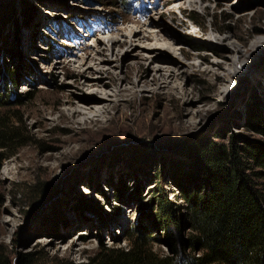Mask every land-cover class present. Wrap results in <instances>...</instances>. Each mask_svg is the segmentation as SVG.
<instances>
[{
	"label": "rangeland",
	"instance_id": "obj_1",
	"mask_svg": "<svg viewBox=\"0 0 264 264\" xmlns=\"http://www.w3.org/2000/svg\"><path fill=\"white\" fill-rule=\"evenodd\" d=\"M262 25L264 0H0V132L9 137L0 151V256L7 264H87L142 235L156 254L175 257L158 214L161 197L174 203L186 240L191 225L179 186H188L194 147L260 138L255 109L264 122V44L227 74L215 66L224 60L206 47V35L249 45ZM150 34L157 42L145 39ZM98 43L110 50L102 58ZM155 44H171L173 53L146 49ZM83 71L104 79L108 92L122 90L107 101L103 129L72 126L62 115Z\"/></svg>",
	"mask_w": 264,
	"mask_h": 264
},
{
	"label": "trees",
	"instance_id": "obj_2",
	"mask_svg": "<svg viewBox=\"0 0 264 264\" xmlns=\"http://www.w3.org/2000/svg\"><path fill=\"white\" fill-rule=\"evenodd\" d=\"M7 77L13 84V76ZM257 111L252 123L260 138L228 146L203 140L194 147L188 186L179 184L191 225L186 240L174 203L168 196L158 202L165 241L175 257L156 254L142 235L127 250L101 249L87 264H264V122ZM6 139L0 132V151ZM4 159L0 153V168ZM0 264H7L1 256ZM19 264L41 263L20 259ZM48 264L76 263L54 259Z\"/></svg>",
	"mask_w": 264,
	"mask_h": 264
},
{
	"label": "bare ground",
	"instance_id": "obj_3",
	"mask_svg": "<svg viewBox=\"0 0 264 264\" xmlns=\"http://www.w3.org/2000/svg\"><path fill=\"white\" fill-rule=\"evenodd\" d=\"M175 22V21H174ZM178 27H183V21L177 22ZM259 35L253 37L249 45H236L230 42L229 38L220 37L215 35L213 32H209L205 38L206 47L214 51V56L218 55L224 61L215 65L219 69L224 71H229L235 69L237 61L244 59L248 54L249 50L253 47L255 48L258 45L264 44V25L257 28ZM147 41H155L156 37L149 35L145 37ZM113 44L119 43L117 40L111 41ZM100 47V43H98ZM146 49H160L164 52L173 53L172 45L166 46H155L152 48L147 47ZM106 51H110L105 47H100L97 53L98 58H102ZM218 52V53H217ZM159 54V53H156ZM97 57H93V62H100L97 67L101 65V60ZM82 78V81H76L74 88L75 90L70 94V96L77 100L78 102L70 99L68 102L69 108L62 111L63 117L72 124V126H78L80 128H86L88 125H96L98 128H105V123L108 120V100H116L122 90H117V92H108V87L110 86L107 83H104L102 78L99 77H90L91 80L85 75L84 71L79 73V78ZM80 78V80H81ZM88 90L89 95H81L80 92ZM86 94V93H85ZM67 103V102H66ZM72 131V130H71Z\"/></svg>",
	"mask_w": 264,
	"mask_h": 264
}]
</instances>
